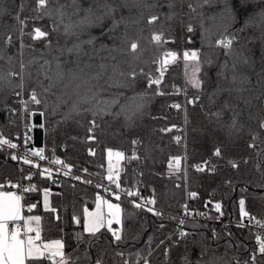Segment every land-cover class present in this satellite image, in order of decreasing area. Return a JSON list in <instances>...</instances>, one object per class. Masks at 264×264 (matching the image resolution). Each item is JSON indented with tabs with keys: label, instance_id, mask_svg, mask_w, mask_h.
Here are the masks:
<instances>
[{
	"label": "trees",
	"instance_id": "16d2710c",
	"mask_svg": "<svg viewBox=\"0 0 264 264\" xmlns=\"http://www.w3.org/2000/svg\"><path fill=\"white\" fill-rule=\"evenodd\" d=\"M68 2L60 0L61 4ZM226 2L227 12L224 0H114L116 10L111 16L80 35L79 40H92L82 46L86 55L81 54L79 67L89 76L101 73L99 80L91 81L99 99H110L117 92L143 97L139 111L116 116V106L94 114V102L80 101L87 94L83 88L79 95L64 96L65 103L54 111L62 85L52 90L55 94L45 93L40 84L46 86L48 81L40 66L47 60L54 67V57L59 56L65 72L78 71L72 63L76 56L59 51L78 42L77 38L64 36L62 28L53 31L54 20L45 13L58 6L55 0L39 12L37 0H0V135L18 141L15 134L22 126L30 128L32 113H45L42 128L47 158L103 179L108 171L106 151H122L124 158L115 170L120 189L154 201L159 209L135 208L130 199L121 198V222L112 228L119 230L122 239L116 242L108 227L91 235L83 229L84 212L95 203L99 189L50 171L44 164H26V158L16 162L9 150L0 148V187L18 191L25 212L41 218L40 240L63 241L68 264H145V258L148 264H264L257 233L233 223L241 217V200L246 213L264 221V129L260 127L264 87L257 86L255 75L264 68V0ZM81 5L88 7V0H81ZM152 16L157 20L149 24ZM20 20L26 23L21 25ZM189 26L192 31H188ZM35 28L50 34L33 40ZM225 28L240 37L234 46H245V55L255 62L254 71L237 69V76H247L248 83H231L230 72L227 79H218L219 66L226 61L229 68L232 64L215 45ZM153 35H159L161 41H153ZM9 38L11 43H7ZM133 41L138 43L135 53L129 51ZM49 42L52 47H45ZM185 51H198L201 61L213 62L201 65L197 74L201 89L188 82ZM169 52L177 54L175 61L166 56ZM101 65L105 67L101 69ZM161 68L162 74L157 70ZM133 71L135 79L119 75ZM157 78L160 83L149 86V79ZM117 81L126 87L115 86ZM218 84L231 93L220 92L215 103H210L209 96ZM33 89L41 99L39 105L31 101ZM183 89L187 97H199L196 103L184 106ZM258 95L260 99H256ZM244 100L251 103L245 105ZM226 101L239 112L234 128L230 127L231 110L219 117L212 115L221 111ZM74 103H78L77 111L71 110ZM176 104L180 107H174ZM183 121L186 135L176 142L178 132L172 127ZM217 148L220 156L214 155ZM195 163L204 170H198ZM43 189L52 192L49 209L42 206ZM187 212L200 219H181ZM30 264L50 263L42 259Z\"/></svg>",
	"mask_w": 264,
	"mask_h": 264
},
{
	"label": "snow or ice",
	"instance_id": "6c2138e0",
	"mask_svg": "<svg viewBox=\"0 0 264 264\" xmlns=\"http://www.w3.org/2000/svg\"><path fill=\"white\" fill-rule=\"evenodd\" d=\"M204 3L210 2V0H203ZM50 3V0H37V11L39 12L42 9L48 8V5ZM55 3L58 5L55 8H49L48 11L45 13V15L49 16L50 18H53L54 25H53V31H59L60 28L63 29V35L66 37H76L77 41L76 43H73L71 47H62L59 49L61 55H63L65 52L74 54L76 56V60L72 61V63H75L77 65L78 71L73 69H68L67 72H65L64 68L62 67V63L60 61V57H54V60L56 61L55 66L53 67L51 62L45 60L44 63L40 66V71L42 72L44 79L48 81V84L45 86L41 82L40 86L43 88V91L45 93H52V90L59 85H62L61 89V95L57 96V103L54 107V111L56 108L59 107L60 104L65 103L63 97L68 95L69 93L79 95V91L83 88L86 91V95L83 97H80V101L83 103H93V107L95 109L94 114L102 113L109 111L113 106H116L119 111L115 112L114 115L120 116V115H130L134 111H139L140 108H142V100L143 97L137 95L136 97H128L124 92H117L113 93L110 99L107 100H101L99 99V92L95 90V86L91 84L92 80H99L101 73H97L94 76H89L84 68L79 67L80 62V56L83 53V45L84 44H91L92 40H79L80 35L86 31L87 28L92 27L96 24H98L101 20H103L106 17L111 16V14L116 10V7L114 6V0H88V7H83L81 5V0H69L68 3L61 4L60 0H55ZM71 9L69 11L68 9ZM224 8L225 11H228V4L226 0H224ZM22 10V8H21ZM83 13V15H81ZM19 20V16L16 17ZM40 18V17H37ZM262 18H264V15H262ZM157 20L156 16H152L148 23L152 24ZM19 23L21 25H24L26 22L23 20H20ZM188 31H192L191 26H189ZM34 35H32L33 40H40L47 38L50 33L45 32L39 28H35L33 30ZM21 36H23L24 30L23 27L20 29ZM240 39V37L236 33L229 32L227 28L224 29V31L220 34V38L215 41V45L217 48H221L224 50V55L230 59H232L231 68H229V64L226 61L225 63L221 64L219 66L220 71L218 72V79L224 78L227 79L226 73H231V83H248V77L237 76V69L239 67H246L248 69L255 70L254 65L255 62L251 59L250 55H245V46H242L240 49H237L234 45L235 43ZM152 40L156 42L161 41V37L159 35H153ZM125 42H127V37L125 38ZM7 43H11V38L7 41ZM23 47V44L21 45ZM47 48H51V42L45 45ZM138 49V43L133 41L130 43L129 51L131 53H135ZM86 55V53H83ZM166 56L172 57V60L175 61L177 58V54L174 52L166 53ZM183 60L185 61V69H186V75H189L188 70L190 69V75L188 82L191 84L193 88L201 89L202 81L197 78V74L201 72V65L202 63L212 64L213 62L211 60H205L201 61L200 54L198 51H185L183 53ZM191 62V63H190ZM165 64L168 63V60L165 59ZM261 63L264 64V56L261 58ZM85 67H91V65H85ZM101 69L105 67V65L100 66ZM24 65L21 64V71H23ZM158 71L163 73V69H157ZM118 71L116 66H113V72L116 73ZM143 74V73H141ZM10 75H15V73H10ZM119 75L121 77L127 75L128 77L135 79L137 76V73L135 71L130 73H123L119 72ZM255 75L257 77L256 84L258 87H264V68H262L260 71L255 72ZM23 79V77H21ZM149 86L152 84H159L160 80L157 78L155 80L149 79ZM23 87V85H20ZM115 86L117 87H126V85H122L119 81L116 82ZM227 91L229 94L231 93V89H225L222 86L218 84L217 89L215 92L210 94L209 96V102L215 103L214 97L217 96L220 92ZM55 94V93H52ZM19 95V93H17ZM261 95H264V93H261ZM31 101L35 104H41V99L38 98V95L33 89L31 93ZM199 99V97H196L195 99L188 100L189 104H194ZM256 99H260V96L258 95ZM245 105H249L251 103L250 100H244ZM174 107L179 108L180 105L176 104ZM72 111L78 110V103H74L72 105ZM225 110H231L233 112V119L231 122L230 127L236 126V116L239 115V112L236 110L235 106L229 102H225L222 106L221 111L212 113V115L219 117L223 114V111ZM45 113H41V115H44ZM67 118V116L65 117ZM93 126H95V122L93 121ZM260 127L264 129V121L260 123ZM89 131L91 132L92 129L90 128ZM94 138V137H90ZM177 141L179 140V137L176 138ZM255 139V137H254ZM133 143H136V141H133ZM0 145H8L9 147L15 148L16 145L10 143L7 139L0 138ZM252 145H250L251 147ZM33 155L40 156L41 159H44L42 152L41 153H33ZM113 153L111 150H109V156H112ZM116 156L123 158L124 154L121 152H116ZM214 155L220 156L221 150L219 148L216 149ZM12 159L16 160L18 159L17 156L13 155ZM24 163L30 164L31 161L24 159ZM52 163L55 164H61L62 162L59 160H54ZM180 161L179 159H176V164L179 165ZM233 167H236V165L233 163ZM200 171H203V168L198 169ZM47 172L48 170L45 169ZM79 179V178H77ZM108 181L110 183H116L113 179L112 171H111V165L109 166V174L107 177ZM90 183V182H89ZM116 188L120 189V184L116 183ZM29 189H25V191H28ZM34 190V189H33ZM110 190V189H109ZM116 200L120 199V195L117 193H113ZM128 196H136L138 193L128 191ZM193 196L195 193L192 194ZM47 197H48V191L45 190L44 193V202L45 207H47ZM101 199L99 196H97V207H100ZM104 204H107V207L109 209L108 212V218L107 219V225H108V232L112 233V236L114 237L116 242H119L122 237L119 232V230H114L112 228L113 221H115L117 224H119L120 218L119 213L121 211L119 204H113L108 202L107 200L103 201ZM146 204H152L154 201L148 200L145 201ZM241 205V219H243L244 216L248 215L244 210V201H240ZM133 206L135 208H141L143 205L140 203H133ZM32 207H36L33 205ZM217 211L220 210V205L216 204ZM32 208H29L28 211H31ZM149 211H153L152 209H148ZM154 215L160 216L162 215L159 212H154ZM75 219V217H73ZM105 219L106 217L102 212H94V213H88L87 210H85V216H84V231L86 233H89L91 235H95L97 232L100 231L101 228L105 226ZM40 220L41 218L39 216H30L28 218H23L21 216V205H20V197L14 194L10 193H3L0 192V264H26V261L30 258H44L51 262V264H68L67 258L62 253L61 249L63 245L61 244V241L55 240L51 243H44L43 244V251L40 250V246L35 243V241H39L41 239V232H40ZM17 222V221H23V228L25 229L23 235L26 237V239H21V233L18 230V228H13L10 232L8 230V222ZM35 223L36 227L33 228L32 224ZM181 224L184 223L183 220L180 221ZM259 223V222H257ZM163 227V225H161ZM35 232V238H33L29 233ZM181 236H184L185 233L181 232ZM257 241L259 243V251L260 253H264V241L261 240V237L257 236ZM167 254V253H166ZM56 257H59V260H56ZM97 264H101V261H97ZM145 264H148L147 258H145Z\"/></svg>",
	"mask_w": 264,
	"mask_h": 264
},
{
	"label": "built area",
	"instance_id": "2783aa9c",
	"mask_svg": "<svg viewBox=\"0 0 264 264\" xmlns=\"http://www.w3.org/2000/svg\"><path fill=\"white\" fill-rule=\"evenodd\" d=\"M190 99H192V97H187L186 90L183 89L184 106L191 105L188 103V100H190ZM172 129H174L176 132H178L177 135L174 137V141L177 142V139H176L177 137H179V138L181 136L185 137L186 125H185L184 121L182 123H178V124L174 125L172 127ZM0 138L7 139L10 141V143L16 145L15 148L9 147L8 145H0L1 149L9 150L11 152L12 156L15 155L18 157V159H16V160L13 159L16 162H19L21 158H26L29 161L34 162V163L44 164L46 167H48V169H50V171L59 172L62 175L71 176L73 178H79L85 184L90 182L91 184H93L94 187L99 189L100 193L102 195H104L105 197L115 199L113 193H117L120 195V199L121 198H128L133 203L135 202V203L142 204L143 205L142 207H144L146 209H152L153 211H159V209H157L153 204L144 203L146 200L140 199L137 195L130 197L127 195V192H125L121 189H117L116 183H118V182H117V179L115 176H113V179L116 183H110L108 181V179H107L108 174H106V176L103 179H96V178H93L91 176L75 172V171L71 170L70 168H68L64 165L52 163V161H54V159L53 158H47L45 156L43 146L33 145L30 148L28 145L32 142V123H31L30 128L27 129L26 127L22 126L20 131H18L15 134V138H17L18 141L11 139L5 135H0ZM41 152H42L44 159H41L40 156H38V155H33V153H41ZM194 166L196 168L202 167V165L199 163H195ZM10 185H12V183H10ZM119 200H117V201H119ZM247 214L248 215L244 216L243 219H241V217H240V219L237 222H233V223L247 227L249 229H252L254 232L257 233V235L259 237H261L262 241H264V221H258L256 219V217L251 213H247ZM180 218L181 219H192V220H199L200 219L199 217H195L190 212H187L184 216H181ZM257 222H259V223H257ZM10 227L12 229L13 225H11ZM262 254H264V253H262Z\"/></svg>",
	"mask_w": 264,
	"mask_h": 264
},
{
	"label": "crops",
	"instance_id": "0c3cea01",
	"mask_svg": "<svg viewBox=\"0 0 264 264\" xmlns=\"http://www.w3.org/2000/svg\"><path fill=\"white\" fill-rule=\"evenodd\" d=\"M111 151L113 153L112 156H109V150L106 151V161H107V168H108L107 174H109V166L111 165L112 175L113 176H116L115 173L113 172V169L115 167H118L119 163L123 160L124 157L123 158H120V157H118V156L115 155L116 152L123 153L122 151H118V150H111ZM45 190L48 191L47 207H45V202H44V193H45ZM0 192L10 193V194H14V195H17V196L20 197L21 216L23 218L26 219V218H28L30 216H36V215H33V214H27L25 212L26 208L24 206L22 196H21V194L18 191H16L15 189H3V188L0 187ZM51 193L52 192L49 189H43L42 190L41 202H42L43 208H45V209H49L50 208ZM97 196H99L100 199H101L100 207L99 208L97 207V197H96V200H95V203L93 204V206L90 207V208H87L86 210L88 211V213H94V212H98V211L99 212H102L104 214V216L106 217V219H105V226L104 227H108V225H107V219L110 218V217H108L107 214L109 212V209L107 207V204H104L103 201L107 200L110 203L119 204V205H120V203H119V201H117V200H115L113 198L105 197L101 193H98ZM120 209H121V205H120ZM84 216H85V212H84ZM119 218H120V221H121V211L119 213ZM11 225H13V228H18V230L21 233V236H20L21 239H26V237L23 235V233L25 231V229L22 226L23 225V221H17V222L9 221L8 222V230H9V232L13 229V228L11 229V227H10ZM119 225H120V223L117 224L115 221H113L112 227H116V226L119 227ZM32 227L33 228L36 227L35 223L32 224ZM83 229H84V219H83ZM29 235H31L33 238H35V232L29 233ZM55 240L61 241V244L63 245L61 251L64 253V244H63V241L60 240V239L39 240V241H35V243L37 245H39L40 246V250L43 251V244L44 243H51L52 241H55ZM42 259H44V258H30L29 260L26 261V264H30L31 261L42 260ZM56 260H59V257H56ZM47 262L51 264V262L49 260H47ZM94 264H97V263H94Z\"/></svg>",
	"mask_w": 264,
	"mask_h": 264
},
{
	"label": "water",
	"instance_id": "95a60500",
	"mask_svg": "<svg viewBox=\"0 0 264 264\" xmlns=\"http://www.w3.org/2000/svg\"><path fill=\"white\" fill-rule=\"evenodd\" d=\"M33 145L43 146L42 115L39 111L32 113V142L28 146L31 148Z\"/></svg>",
	"mask_w": 264,
	"mask_h": 264
},
{
	"label": "rangeland",
	"instance_id": "374dc122",
	"mask_svg": "<svg viewBox=\"0 0 264 264\" xmlns=\"http://www.w3.org/2000/svg\"><path fill=\"white\" fill-rule=\"evenodd\" d=\"M190 63H191V62H190ZM188 73H189V75H190V69L188 70ZM189 75H188V76H189ZM116 168H117V167H115V168L113 169V172H114V173H115ZM62 253H63V252H62Z\"/></svg>",
	"mask_w": 264,
	"mask_h": 264
}]
</instances>
